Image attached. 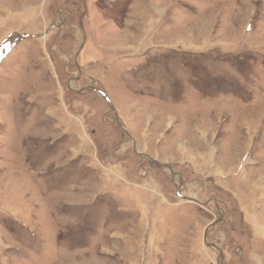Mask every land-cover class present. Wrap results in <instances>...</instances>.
<instances>
[{
  "label": "rangeland",
  "instance_id": "obj_1",
  "mask_svg": "<svg viewBox=\"0 0 264 264\" xmlns=\"http://www.w3.org/2000/svg\"><path fill=\"white\" fill-rule=\"evenodd\" d=\"M0 264H264V0H0Z\"/></svg>",
  "mask_w": 264,
  "mask_h": 264
},
{
  "label": "water",
  "instance_id": "obj_2",
  "mask_svg": "<svg viewBox=\"0 0 264 264\" xmlns=\"http://www.w3.org/2000/svg\"><path fill=\"white\" fill-rule=\"evenodd\" d=\"M106 99H107V97H106Z\"/></svg>",
  "mask_w": 264,
  "mask_h": 264
}]
</instances>
